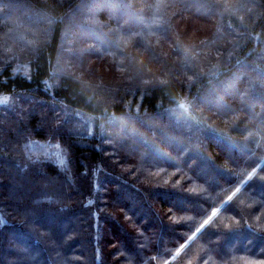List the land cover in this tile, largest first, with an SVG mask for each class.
<instances>
[{
  "label": "trees",
  "instance_id": "16d2710c",
  "mask_svg": "<svg viewBox=\"0 0 264 264\" xmlns=\"http://www.w3.org/2000/svg\"><path fill=\"white\" fill-rule=\"evenodd\" d=\"M0 95V264H264V0H0Z\"/></svg>",
  "mask_w": 264,
  "mask_h": 264
},
{
  "label": "rangeland",
  "instance_id": "374dc122",
  "mask_svg": "<svg viewBox=\"0 0 264 264\" xmlns=\"http://www.w3.org/2000/svg\"><path fill=\"white\" fill-rule=\"evenodd\" d=\"M12 100V98H8V96H6V95H0V103H5V102H9V101H11ZM36 144H38L39 145V143H36ZM54 151H55V156H56V159L58 160V162L59 163H61V164H64V162H65V160H66V158H67V155H66V152H65V150L63 149V148H61V147H59V146H55L54 147ZM261 166V165H260ZM260 166H258V168L260 167ZM257 171V170H256ZM255 170H254V172L252 173V174H250L249 176H248V178L247 179H250L253 175H254V173L256 172ZM237 192V191H236ZM235 192V193H236ZM234 193V194H235ZM234 194H232L228 199H227V201L226 202H228L232 197H233V195ZM220 209H221V207L220 208H218V209H216V210H214L213 211V213H215V215H216V213H218L219 211H220ZM213 213H212V215H211V219L215 216V215H213ZM211 219H208L209 221L211 220ZM181 250V249H180ZM179 250V251H180ZM177 256V254H175V256L170 260V261H168L166 264H169L175 257Z\"/></svg>",
  "mask_w": 264,
  "mask_h": 264
},
{
  "label": "snow or ice",
  "instance_id": "6c2138e0",
  "mask_svg": "<svg viewBox=\"0 0 264 264\" xmlns=\"http://www.w3.org/2000/svg\"><path fill=\"white\" fill-rule=\"evenodd\" d=\"M213 215H215V213H213ZM209 219H211V217H209ZM208 223H209L208 219L204 220V223L201 225V229L204 228L206 225H208ZM0 226H2V222H0Z\"/></svg>",
  "mask_w": 264,
  "mask_h": 264
},
{
  "label": "water",
  "instance_id": "95a60500",
  "mask_svg": "<svg viewBox=\"0 0 264 264\" xmlns=\"http://www.w3.org/2000/svg\"><path fill=\"white\" fill-rule=\"evenodd\" d=\"M262 164H263V163H262ZM257 169H258V168H257ZM257 169H256V170H257ZM256 170H255V171H256Z\"/></svg>",
  "mask_w": 264,
  "mask_h": 264
}]
</instances>
